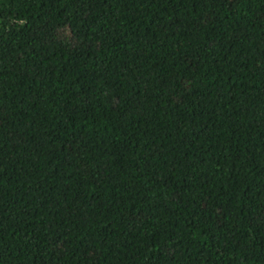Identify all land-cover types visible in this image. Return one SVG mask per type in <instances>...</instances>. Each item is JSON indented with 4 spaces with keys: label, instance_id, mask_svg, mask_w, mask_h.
I'll use <instances>...</instances> for the list:
<instances>
[{
    "label": "trees",
    "instance_id": "obj_1",
    "mask_svg": "<svg viewBox=\"0 0 264 264\" xmlns=\"http://www.w3.org/2000/svg\"><path fill=\"white\" fill-rule=\"evenodd\" d=\"M0 264H264V0H0Z\"/></svg>",
    "mask_w": 264,
    "mask_h": 264
}]
</instances>
